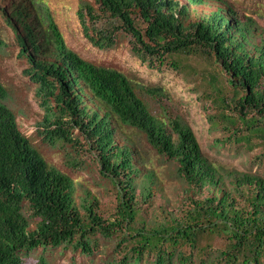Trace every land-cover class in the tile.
I'll return each mask as SVG.
<instances>
[{
    "label": "trees",
    "instance_id": "obj_1",
    "mask_svg": "<svg viewBox=\"0 0 264 264\" xmlns=\"http://www.w3.org/2000/svg\"><path fill=\"white\" fill-rule=\"evenodd\" d=\"M93 1L100 14L86 5L80 18L108 25L91 37L97 47H113L116 32L123 31L132 36L139 53L161 69L178 67L179 55L200 54L212 60L224 75L222 85L215 73L210 83L226 126L264 139V46L248 48L251 26L225 0L191 23L186 22L191 5L204 0ZM31 3L30 34H18L17 39L48 112L43 135L52 143L73 142L79 131L102 175L117 190L116 206L105 217L99 200L89 198L81 212L75 201L76 182L50 165L22 133L3 101L0 83V264H24L19 255L24 250L74 242L91 255L98 234L119 235L122 243L129 242L120 264L138 262L147 253L154 255V264H264V178L236 172L233 188H228L189 126L173 116L168 125L157 119L125 74L96 66L72 51L50 9L37 0ZM138 20L146 24L144 32ZM42 39L51 43L54 60L40 58ZM230 110L234 115L226 114ZM118 123L144 132L160 154L178 164V174L187 184L207 190L206 196L188 198L180 213L160 207L153 219L146 217L144 209L155 206L152 182L138 191L141 170L132 148L116 143Z\"/></svg>",
    "mask_w": 264,
    "mask_h": 264
},
{
    "label": "rangeland",
    "instance_id": "obj_2",
    "mask_svg": "<svg viewBox=\"0 0 264 264\" xmlns=\"http://www.w3.org/2000/svg\"><path fill=\"white\" fill-rule=\"evenodd\" d=\"M38 1L50 9L72 51L96 66L125 74L139 97L149 105L152 114L166 125L173 116L189 126L205 157L223 177L228 188H233L232 180L236 172L264 178V139L260 135L247 137L244 128L238 131L226 126L222 117L223 110L214 100L210 83L212 73L217 76L219 85L224 83V75L212 60L200 54L188 57L179 55L175 58L179 62L178 67L161 69L140 54L132 36L123 31L116 32L113 47L101 49L93 43L91 37L97 36L96 29L107 28L108 25L103 21L95 22L89 17L85 22L80 18V9L86 5L92 6L100 14L99 5L95 1ZM225 1L239 18L251 26L253 34L248 48L252 50L255 46H264V0ZM218 2L204 0L191 5L186 22H195L201 16L215 11ZM33 13L31 0H0V83L4 89L3 101L14 112L22 133L45 160L76 182L75 201L81 212H84L81 208L84 201L97 198L102 214L110 217L115 211L117 190L102 175L96 155L90 150L86 139L77 130L72 136L73 142L60 140L52 143L43 135L42 122L48 112L42 104L39 85L28 73L30 65L27 58L20 54L21 47L17 39L18 34L28 38ZM21 14L22 17H19ZM22 23L28 25L23 27L20 25ZM137 25L144 32L146 24L138 20ZM46 41H41L40 58L51 61L54 60L53 47ZM89 104L91 108L96 107L92 102ZM53 107L57 111L55 105ZM226 114L234 115V112L230 110ZM115 127L116 143L132 148L134 162L141 170L136 179L138 191L142 190L141 186L152 182L155 206L144 209L146 217L153 219L156 216L154 212L160 207L168 208L173 214L180 213L182 204L188 198L202 199L206 196L207 190L200 192L187 184L178 174V164L160 154L144 132L122 123ZM95 241V251L91 255L76 248L75 242L59 247L24 250L19 255L24 264H120L128 254L130 244L122 243L119 235L107 237L98 234ZM216 246L221 247L223 243L216 242ZM129 262L154 264V255L147 253L140 261L130 259Z\"/></svg>",
    "mask_w": 264,
    "mask_h": 264
}]
</instances>
